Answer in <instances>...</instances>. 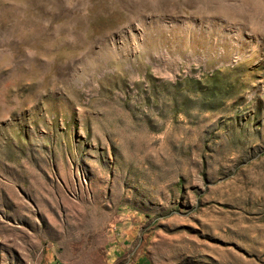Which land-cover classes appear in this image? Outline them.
Instances as JSON below:
<instances>
[{"label": "rangeland", "instance_id": "obj_1", "mask_svg": "<svg viewBox=\"0 0 264 264\" xmlns=\"http://www.w3.org/2000/svg\"><path fill=\"white\" fill-rule=\"evenodd\" d=\"M0 264H264V0H0Z\"/></svg>", "mask_w": 264, "mask_h": 264}]
</instances>
